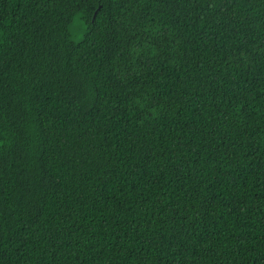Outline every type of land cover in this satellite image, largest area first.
Here are the masks:
<instances>
[{
	"label": "trees",
	"instance_id": "obj_1",
	"mask_svg": "<svg viewBox=\"0 0 264 264\" xmlns=\"http://www.w3.org/2000/svg\"><path fill=\"white\" fill-rule=\"evenodd\" d=\"M0 264H264V0H0Z\"/></svg>",
	"mask_w": 264,
	"mask_h": 264
}]
</instances>
